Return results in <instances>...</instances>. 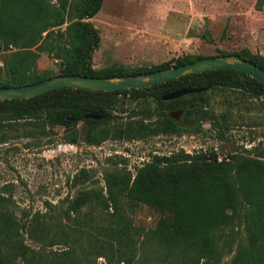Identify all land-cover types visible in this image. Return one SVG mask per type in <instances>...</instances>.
Here are the masks:
<instances>
[{"label":"trees","instance_id":"obj_1","mask_svg":"<svg viewBox=\"0 0 264 264\" xmlns=\"http://www.w3.org/2000/svg\"><path fill=\"white\" fill-rule=\"evenodd\" d=\"M103 0H0V88L36 84L55 76L127 77L153 73L194 62L202 57L180 56L150 68L126 69L115 63L93 69L92 56L99 32L88 21ZM255 9L264 11V0ZM46 54L57 72L37 70ZM235 55L264 71V56L245 49ZM192 93L171 101L180 89ZM240 91L264 97V86L235 70L187 75L137 90L91 92L62 88L28 100L0 102V138L25 123L33 138L48 137L54 129L75 144L79 132L89 146L107 140L133 141L147 136L177 135L202 130L204 123L221 134L226 125L210 109V95ZM153 100L157 107L127 121L114 114L118 95ZM101 115L98 120L85 119ZM81 126V128H80ZM3 139H0V143ZM92 175L81 170L73 179L77 195L47 204L45 211L17 217L0 201V264H220L233 253L231 264H264V158L229 155L212 150L188 154L151 155L133 171L112 164L103 173L104 188H89ZM138 204L154 209V228L140 232L131 215ZM245 233L242 238L240 230ZM63 246L62 251L48 247Z\"/></svg>","mask_w":264,"mask_h":264},{"label":"rangeland","instance_id":"obj_2","mask_svg":"<svg viewBox=\"0 0 264 264\" xmlns=\"http://www.w3.org/2000/svg\"><path fill=\"white\" fill-rule=\"evenodd\" d=\"M55 1V0H53ZM256 0H103L100 11L88 21L99 32L100 43L92 56L93 69L119 63L126 69L150 68L184 56L214 57L245 49L264 56V11ZM6 53H0V66ZM37 70L57 72L54 60L41 54ZM210 109L225 122L218 134L206 122L199 132L187 129L177 135L147 136L142 140H107L89 146L79 132L75 144L54 129L48 137L33 138L32 131L18 123L6 130L0 143V201L17 217L24 212H44L77 195L73 179L81 170L92 175L89 188H104L103 173L117 164L133 171L151 155L183 150L188 154L212 150L219 158L249 155L264 158V97L253 98L240 91H217L210 95ZM114 111L121 120H140L141 112L152 111L151 100H132L118 95ZM81 128V126H80ZM133 226L145 232L154 228L159 214L138 204L131 215ZM240 234L245 238L241 229ZM48 251H62L52 246ZM233 253L220 264H231ZM97 264H106L103 258ZM123 264V263H122Z\"/></svg>","mask_w":264,"mask_h":264},{"label":"water","instance_id":"obj_3","mask_svg":"<svg viewBox=\"0 0 264 264\" xmlns=\"http://www.w3.org/2000/svg\"><path fill=\"white\" fill-rule=\"evenodd\" d=\"M216 70H235L256 80L264 86V71L238 56L208 57L194 62L170 67L153 73L139 74L127 77H111L106 79L84 76H55L36 84L21 87L0 88V102L10 100H28L50 91L62 88L91 92H116L122 90H137L154 85L163 84L178 78L201 74ZM195 89H180L161 98L162 101H171L180 97L197 93ZM101 115L88 114L85 119L98 120Z\"/></svg>","mask_w":264,"mask_h":264}]
</instances>
